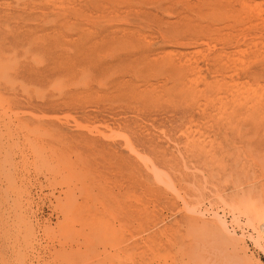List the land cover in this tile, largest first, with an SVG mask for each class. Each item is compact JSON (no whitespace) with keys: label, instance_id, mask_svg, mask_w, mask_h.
I'll return each instance as SVG.
<instances>
[{"label":"rangeland","instance_id":"rangeland-1","mask_svg":"<svg viewBox=\"0 0 264 264\" xmlns=\"http://www.w3.org/2000/svg\"><path fill=\"white\" fill-rule=\"evenodd\" d=\"M16 1L0 0V114L7 112L5 119L15 129L10 149L12 159L5 165L9 169L14 167L18 176H27L29 195L26 196L34 213L39 245L35 251L25 247L20 226H16L15 215L11 217L5 203L0 209V264H98L103 260L118 264L131 263L129 259L133 256L138 259L136 264H228L231 249L220 247V237L204 229L216 222L214 210L226 219L229 228L234 226L232 215H238L248 234L254 232L251 228L263 218L264 131L260 128L264 129V109L255 113L260 114L261 124L256 119L242 122L243 114L234 116L231 109L218 108V102L206 116H198L197 111L205 105L211 107L209 102L213 98L226 100L231 91L240 93L249 88L257 89L264 103V76L259 83L234 76L228 92L210 97L200 95L193 99L168 89L155 98L159 103L147 107L136 104L128 109L123 107V100L121 103L120 98V101L114 98L116 92L110 89L114 78L101 77L79 67L58 74L52 71L53 61L46 56L37 54V60L30 53L25 54L29 43L31 48L38 44L33 26L15 18L21 3L29 0ZM59 1L69 2V6L83 3L82 0ZM246 1L252 9L257 2L264 9L263 0ZM36 3L41 6L45 2L36 0ZM10 12H17L16 16ZM83 24L79 21L80 27L75 25V31L89 26ZM251 48L243 56L248 59L250 73H255L264 66V39ZM14 59L22 71L17 78L10 75L12 69L2 67ZM47 65L52 69L46 71ZM219 79L220 76L216 78ZM211 80L215 78L210 76L208 81ZM128 140L135 152L127 146ZM152 165L162 173L161 178L151 171ZM242 189L249 194L244 199L248 202L238 203L231 195L234 191L241 193ZM256 211H259L256 216L260 215L257 219ZM102 221L111 223L105 232L96 226ZM78 234L79 245H76ZM244 238L253 257L251 261L254 259L252 264H264L262 250ZM105 244L107 250L102 253ZM63 248L60 257L64 260L55 255Z\"/></svg>","mask_w":264,"mask_h":264},{"label":"bare ground","instance_id":"bare-ground-1","mask_svg":"<svg viewBox=\"0 0 264 264\" xmlns=\"http://www.w3.org/2000/svg\"><path fill=\"white\" fill-rule=\"evenodd\" d=\"M248 1L250 2V0ZM15 2L17 1L15 0ZM43 2L45 3L41 4V6H37L40 4L36 3V0H29L27 3H25V1L24 3L20 2L22 7L19 6V12H10L11 15L12 13L13 15L17 13V17L15 18L16 20L18 19L19 22H24L33 26V33L36 35L35 38L37 39L35 43H37L38 46L34 45L35 47L31 48L32 45L29 43V48L26 49L25 54L30 53L35 59H37L36 57L39 54L43 57L46 56V59L54 62H52V71L58 74L65 71L71 72L72 69L79 67L81 70L89 71L101 77L110 76L114 78L112 80L115 81V83L110 87V89L116 92L114 98H120L121 103L124 101L122 105L128 109L136 107V104H142V106L145 105L146 107L157 104L159 102L156 101L155 98H159L160 94L168 89H172L171 91L175 90V93L179 96H187L194 99L200 95L208 96L214 93L219 94L220 92H226L229 90V83L236 78H234V76H237V78L244 77L248 79V82L254 81L258 83V80L264 76V66L261 70L250 73L251 70L249 71V65L247 64L248 59H245V55L243 56V53L248 51V49H252L251 47H257L258 43H263L264 9H261V4H258L257 1V3H255L254 0H252V3H255L253 9L250 7L251 3L249 4L246 0H82V4L79 3L80 1H77L80 4L79 6L78 4H71V6H69V2L63 3L59 0H43ZM20 3L16 4L20 5ZM235 3L238 4V8ZM16 9H18V7H16ZM79 21L80 24H83L82 22L85 21L83 26H89L76 32L75 25L79 26ZM101 21H103V24ZM120 21L122 23H120ZM225 29L230 30V32L235 29V32L233 31L230 34L228 30H226L227 32L225 31V35H223L222 33H224ZM227 33L228 35H226ZM29 42L34 41L30 40ZM4 64L5 65L2 67L12 69L10 75L15 78L18 77L17 74L22 72L20 70L21 67L19 69L17 59H14L13 63L11 61L10 63ZM47 66L45 67L46 71L52 67L48 66L47 68ZM246 66L248 68H246ZM210 76L215 78V80L208 81ZM218 76H220V79L217 81L216 78ZM125 77L130 79L128 80L126 78L127 81L124 79ZM111 78H108L110 82ZM153 78L156 79L155 82L151 81ZM122 80L125 81L122 82ZM159 82H161V84H159ZM112 83L113 82H111V84ZM157 87L161 88L160 91H158ZM250 87L252 86L250 85ZM249 89L252 91L248 89L245 91L241 89L243 92L240 93L231 91L232 95L227 97L226 100H223L221 97L213 98V100L209 102L211 107L206 108L205 105L203 109L202 107L198 109V116L208 115V113H210L209 111L215 107L216 102H218V108L222 107L225 108V110L231 109L230 113H233L234 116L243 114L244 118L242 122L246 123L248 119H256V122L259 124L261 116L255 113L264 109V103L261 102L260 96L258 97L257 89ZM244 109L247 112L243 113ZM262 112H264V110ZM6 113L7 112L4 111V113L0 114V169H2L1 171L3 173L2 176L0 171V209H3L6 203V209H10L11 217L15 215L13 218L17 223L16 226H20L18 230L24 238L25 247L33 251L39 242L37 238L38 235H36V227L34 226L35 220H33L32 217L34 213H32L30 209L31 203L26 196L29 195L25 179L27 176L25 178L23 176L20 177L15 172L14 167L9 169L10 167L6 168L5 165L12 159L10 149L13 145V132L15 130L12 122L5 119L8 117ZM190 115L193 118L196 117L195 113H191ZM262 127L263 126H261L260 129L264 131ZM257 131L258 130H256V132ZM3 135L5 136L2 138ZM147 139L149 140V138ZM126 144L131 151L135 152L129 140L126 141ZM37 153L40 154L39 151ZM151 171H154L153 173L161 178L162 173L159 172V169H156V166L152 165ZM164 183L166 182L164 181ZM172 188L174 190V187ZM174 193H176L175 190ZM175 196L179 197L178 194ZM231 196L234 201L241 203V200L244 201L249 194L242 189L241 193L238 191V193L235 194L234 191V194L232 193ZM254 196L251 197L250 195L251 198H254ZM25 197H27L28 201L25 200ZM245 201L248 202V200ZM245 201L243 203H245ZM193 208L194 206L192 209ZM214 211H212V214L216 222H213L214 224H210V226H205L206 229H204V231L208 230L212 235H218L220 237V247L224 245L231 249L232 252H229L231 253V257L229 258L230 262H227L228 264H252L254 261V259L251 261L253 257L251 258V255L248 253L247 249L249 248L244 237L249 239V241L251 240L255 248H260L264 253V216L259 223L257 222L258 224L256 226L251 228L254 232L251 230L253 233L250 232V234H248L246 233V227L241 225L242 221L239 219L240 217L238 215H232L233 217L231 218L234 226L229 228L226 219L219 215V213H214ZM197 212L198 210L196 213ZM257 213H259V211H256L254 215L256 219L260 216L259 214L256 216ZM248 219L249 218L246 220L248 221ZM231 222H229V224ZM110 224L111 223L108 221H102L96 226L99 231L105 232L110 228ZM107 233L101 235H106ZM79 235L80 234L75 236L76 245H79ZM101 240L103 241L104 239L102 238ZM83 242L84 241H82V244ZM48 246L51 247L50 245ZM48 250L52 251V249ZM64 250L65 248L61 249L63 252L60 250L58 253L55 252V255H57V257L63 256ZM102 250V253L107 250V244L103 245ZM24 253H26V251ZM27 255L26 253L25 256ZM52 257L55 258L54 255H52ZM139 257L142 258L141 255H139ZM60 258L63 259V257ZM93 258L94 257H92V259ZM129 260L131 263L118 262V264H136L138 259L135 260L133 256L132 259L130 258ZM99 262L98 264H114L112 260H103ZM193 262L195 263V261Z\"/></svg>","mask_w":264,"mask_h":264}]
</instances>
